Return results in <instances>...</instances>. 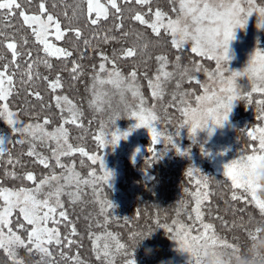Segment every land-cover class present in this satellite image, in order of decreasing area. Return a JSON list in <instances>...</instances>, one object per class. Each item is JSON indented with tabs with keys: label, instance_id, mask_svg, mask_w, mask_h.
Wrapping results in <instances>:
<instances>
[{
	"label": "trees",
	"instance_id": "obj_1",
	"mask_svg": "<svg viewBox=\"0 0 264 264\" xmlns=\"http://www.w3.org/2000/svg\"><path fill=\"white\" fill-rule=\"evenodd\" d=\"M15 1L12 11L0 7V77L11 86L8 106L47 133L64 127L67 142L61 139L65 145L59 146L39 131L36 144L10 143L0 159V195L40 190L74 171L76 183L60 189L62 204L50 222L56 240L45 246L34 244L31 222L14 212L17 243L9 251L0 247V264H264V188L263 206H257L208 162L192 173L185 154L172 147L187 106L203 93V76L214 68L211 59L177 46L166 25L157 24L158 12L165 19L178 15L177 0H114L105 16L91 14L88 0ZM25 15L51 16L66 54L48 53ZM249 95L241 96L237 121L249 109L255 117L264 112L261 96ZM2 103L4 135L9 127ZM142 107L160 117L169 144L143 139V154L124 159L108 185L95 161L103 137L126 126L131 111ZM256 126L253 117L238 125L243 153L262 150L251 132ZM181 145L189 155L202 150L185 139ZM187 232L214 244L215 253L182 256L177 242Z\"/></svg>",
	"mask_w": 264,
	"mask_h": 264
},
{
	"label": "rangeland",
	"instance_id": "obj_2",
	"mask_svg": "<svg viewBox=\"0 0 264 264\" xmlns=\"http://www.w3.org/2000/svg\"><path fill=\"white\" fill-rule=\"evenodd\" d=\"M145 3L149 0H136ZM114 0H88L90 13L105 16L109 4ZM180 10L175 18L165 19L164 14L157 13V24L163 22L171 31L177 46L189 48L204 55L214 62V68L206 71L203 93L196 98L194 105L187 106L185 118L177 129L172 147L182 152L183 160L190 163V171L196 173L200 162H208L214 169L224 171L234 184L243 187L258 206L261 205L259 192L264 188V112L254 116L250 109L246 116L235 119L237 108L243 93L261 96L264 106V47L260 39L264 37V0H177ZM0 7L12 11L15 0H0ZM164 18H163V17ZM25 21L32 26L37 40L44 49L55 56L66 54L61 44L63 36L59 24L51 17L42 15H25ZM14 50V43H10ZM198 77V76H197ZM199 78V77H198ZM201 79V78H199ZM11 86L5 77H0V99L2 100V117L8 130L0 134V159L14 141L36 144L44 127L21 121L14 110L8 106L7 98ZM75 115V114H73ZM250 117L257 118L253 136L259 138L260 151L243 153L238 147L237 128L239 124L248 125ZM73 118V117H72ZM127 125L114 128L103 137V153L95 157L102 170L101 181L108 185L120 175L124 159L135 160L145 150L143 139L156 142L166 140L167 130L153 110L133 109L126 121ZM56 138L59 146L67 142L64 127L48 131L47 137ZM64 140L61 142L60 140ZM185 139L202 148L196 155L186 154L187 149L181 145ZM50 140V139H46ZM180 144V145H178ZM76 171L65 178H58L55 184H49L40 190H5L0 195V247L7 251L17 243L18 235L11 228L12 215L16 210L32 224V236L35 245L45 246L56 240L55 212L60 200V189L76 182ZM61 179V180H60ZM63 181V182H62ZM41 192L50 196L41 199ZM53 201V206L50 201ZM55 202V203H54ZM53 223V222H52ZM51 226V227H50ZM215 244L218 240L204 233ZM189 232L178 240L182 256L215 253L214 244L202 242ZM201 248V250L199 249ZM218 249V248H217ZM215 258L216 254L212 255Z\"/></svg>",
	"mask_w": 264,
	"mask_h": 264
}]
</instances>
